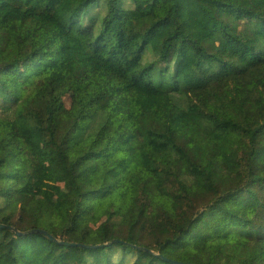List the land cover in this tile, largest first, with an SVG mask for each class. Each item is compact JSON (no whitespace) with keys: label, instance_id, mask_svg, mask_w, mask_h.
Instances as JSON below:
<instances>
[{"label":"trees","instance_id":"16d2710c","mask_svg":"<svg viewBox=\"0 0 264 264\" xmlns=\"http://www.w3.org/2000/svg\"><path fill=\"white\" fill-rule=\"evenodd\" d=\"M0 14V223L127 243L0 229L1 260L28 264L15 240L40 239L73 264H264V0H0ZM49 63L64 76L46 79ZM167 203L193 218L155 221Z\"/></svg>","mask_w":264,"mask_h":264},{"label":"rangeland","instance_id":"374dc122","mask_svg":"<svg viewBox=\"0 0 264 264\" xmlns=\"http://www.w3.org/2000/svg\"><path fill=\"white\" fill-rule=\"evenodd\" d=\"M245 1L248 4H252L254 0H241ZM9 19L0 14V27L3 29L8 28ZM51 75H54L56 78L64 76L61 70L54 71L51 69L50 63L46 65L44 71V77L48 79ZM179 171L184 173L188 165L184 162H178ZM53 192H56V189H51ZM131 197L127 200L125 209L128 212H132L140 204V198L138 192L136 191L135 184L130 189ZM69 194V193H68ZM55 205L58 206V209L62 211L65 207L62 206V203L58 200L52 201ZM149 218H152L149 216ZM193 218V213L186 206L177 207L176 203H167L159 208V211L156 212L154 220L161 223H170L175 227L180 225H185ZM151 223H154L151 220ZM34 242H31L29 245L21 240H15L14 251L15 255L21 262L28 264H73L78 260L79 255L75 251H70L67 258L64 257L63 252L60 249H57L55 246L50 245L49 243H44L40 239H34ZM4 247H0V258L4 255ZM62 252V253H61ZM0 264H7V261L0 259Z\"/></svg>","mask_w":264,"mask_h":264},{"label":"water","instance_id":"95a60500","mask_svg":"<svg viewBox=\"0 0 264 264\" xmlns=\"http://www.w3.org/2000/svg\"><path fill=\"white\" fill-rule=\"evenodd\" d=\"M0 229H6L8 231H11L15 235H17L18 237L44 236L51 242H55V243L60 244V245H64V246L72 247V248H77V249L81 248V249H86V250H94V249H102V248L110 247L112 245L119 244V243L127 244V243H125V242H123L121 240H117V239L113 240L111 242L105 243V244H101V245H99V244L98 245H96V244L85 245V244H80V243L64 242L62 240L57 239L55 236H53L51 233H49L45 229H32V230H28V231H20L17 228H14L11 225L2 224V223H0ZM128 245H130V244H128ZM130 246L137 247V246H134V245H130ZM143 250L150 251V250L145 249V248H143ZM164 259H166V258H164ZM175 264H179V263H175Z\"/></svg>","mask_w":264,"mask_h":264}]
</instances>
